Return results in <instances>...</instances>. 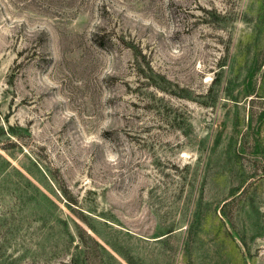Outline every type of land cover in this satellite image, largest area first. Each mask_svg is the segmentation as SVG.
Wrapping results in <instances>:
<instances>
[{"label":"rangeland","instance_id":"1","mask_svg":"<svg viewBox=\"0 0 264 264\" xmlns=\"http://www.w3.org/2000/svg\"><path fill=\"white\" fill-rule=\"evenodd\" d=\"M0 264H264V0H0Z\"/></svg>","mask_w":264,"mask_h":264}]
</instances>
